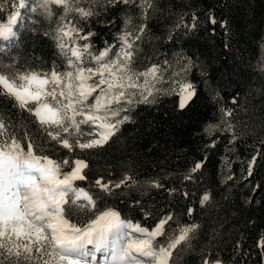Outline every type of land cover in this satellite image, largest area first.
I'll use <instances>...</instances> for the list:
<instances>
[{
  "label": "trees",
  "instance_id": "1",
  "mask_svg": "<svg viewBox=\"0 0 264 264\" xmlns=\"http://www.w3.org/2000/svg\"><path fill=\"white\" fill-rule=\"evenodd\" d=\"M155 3L158 10L148 17L143 39L137 41L134 71H144L153 64L160 66L157 102L133 104L129 113L122 112L134 122L121 125L103 148L75 149V156L87 160L90 170H86V181L74 185L98 197V210L115 209L122 218L147 228L172 216L165 226L169 236L177 234L182 226L199 225L192 234L191 249L178 247L174 252V264H199L202 250H215L226 264H264V249L258 247L264 236V0ZM40 4L30 11L28 6L21 8L16 37L0 39V67L18 66L38 73L67 69L54 38L62 9L49 5L53 12L49 16ZM91 6L99 15L78 22L83 29L81 35L94 33L85 41L92 55L122 37L126 14L133 16L130 28L140 23L138 10L121 5L104 11L99 3ZM16 9L17 0H0V23H5ZM193 14L199 18L195 32L183 27L174 29L181 16L185 23H191ZM209 15L226 21L227 29L219 23L210 24ZM170 33L171 41L167 39ZM189 56L197 58V65L185 75L181 72L182 57ZM204 72L207 77L202 75ZM181 80L193 83L198 90L195 103L184 111L178 109V95L170 91ZM213 90L219 91V102L210 98ZM234 96L238 105L232 104ZM221 107L234 110L233 117L225 118L233 124L232 129L221 124ZM0 115L15 124L21 136L25 130L37 134L34 117L3 97ZM36 142L44 144L46 154L53 159L68 155V150L59 146L53 152L43 138ZM257 153L261 155L249 175V161ZM197 162H202L201 169L192 173L193 179H185ZM126 174L137 183L113 189L112 195L95 186L101 176L105 181L117 182ZM153 180L163 187H152L149 182ZM205 193L210 201L201 204ZM92 214L77 209L72 220L82 226ZM157 239L165 241V237Z\"/></svg>",
  "mask_w": 264,
  "mask_h": 264
},
{
  "label": "snow or ice",
  "instance_id": "2",
  "mask_svg": "<svg viewBox=\"0 0 264 264\" xmlns=\"http://www.w3.org/2000/svg\"><path fill=\"white\" fill-rule=\"evenodd\" d=\"M17 2L20 8L25 7V0ZM82 3L89 6H81ZM97 3L104 11L119 9L121 5L138 10L140 23L130 28L133 16L126 14L120 51L113 58L106 49L93 57L94 66H88L84 57L92 55L91 46L77 41H88L94 33L89 31L81 35L83 29L78 21L99 15L91 6ZM49 5L62 9L54 38L67 62V69L60 72L53 68L48 73H38L21 70L18 66L0 67V97L12 101L13 107L27 111L38 125V135L25 130L21 136L15 124L0 115V264H99L97 253L103 254V264H174V252L178 247L191 249L192 234L199 225L181 227L178 234L169 236L165 231L172 220L169 215L149 230L139 223L122 219L115 209L98 210V197L74 186L77 181H86V170H90L87 160L75 156V149L103 148L119 132L121 125L134 122L128 114L121 116L122 112L129 113L133 104L157 102L155 93L160 89L156 84L162 78L160 66L153 64L137 72L134 61L137 41L143 39L148 28L146 21L159 6L155 0H41L40 7L49 16L53 15ZM19 16L20 13L14 11L7 23H0V39L9 41L16 36L13 25ZM190 19L191 23H185L181 16L174 29L183 27L187 32H195L199 18L193 14ZM208 22L219 23L221 28L227 29V22L218 21L213 15L208 16ZM167 39L173 40V35L170 33ZM182 59L181 72L186 75L197 65V58ZM202 75L207 77L206 72ZM177 83L178 91H170L178 95V109L184 111L195 103L198 90L191 82L181 80ZM210 98L219 102V91L213 90ZM232 104H239L236 96ZM219 112L221 124L232 129L233 124L225 118L233 117L234 110L221 107ZM77 116L81 119L77 120ZM82 126H87L89 131H84ZM93 126L102 129L98 138L82 141L83 136L97 135L90 130ZM210 127L218 129L220 125ZM38 138H43L53 152L59 146L67 149L68 155L53 159L46 154L44 144H37ZM260 155L251 157L249 175ZM201 167L202 162L195 163L184 178L193 179L192 173ZM136 183L134 177L127 174L117 182L105 181L102 176L95 180V186L107 195H112L113 189ZM149 183L152 187H163L155 180ZM208 201L210 195L205 193L201 204ZM77 209L93 213L82 226L72 220ZM159 237H165V241L161 243ZM236 247H240L239 243ZM258 247L264 249V236ZM199 264L226 262L215 250H202Z\"/></svg>",
  "mask_w": 264,
  "mask_h": 264
},
{
  "label": "rangeland",
  "instance_id": "3",
  "mask_svg": "<svg viewBox=\"0 0 264 264\" xmlns=\"http://www.w3.org/2000/svg\"><path fill=\"white\" fill-rule=\"evenodd\" d=\"M38 2H41V0H25V6H28L29 8H27L29 11L30 10H32L33 9V7L35 6V4L36 3H38ZM17 5H18V2H17ZM82 6V5H81ZM18 8H20L19 6H18ZM18 19H19V17H18ZM18 19H17V21H18ZM57 27V26H56ZM15 38V37H14ZM13 39V38H12ZM77 43L78 44H84V43H86L85 41H77ZM69 46H71V44H69ZM121 46H122V40H121V37L118 39V41L114 44V45H110V46H108V47H106L105 49H103L101 52H103V51H105L106 49H108L109 50V55L110 56H112L113 58L115 57V53H117V52H119L120 51V49H121ZM100 52V53H101ZM99 53V54H100ZM99 54H97V55H91V56H89V55H87V54H85V57H84V62H85V64L86 65H88V66H94L95 65V60L93 59V57H95V56H98ZM143 72V71H142ZM90 83H91V81H90ZM175 89H177V91H178V86L175 88ZM99 91V90H98ZM90 101H91V98H90ZM126 106V105H125ZM122 116V115H121ZM81 119V117H79V116H77V120H80ZM82 128L84 129V131H89V129H88V127L87 126H82ZM91 131H93V132H95V133H97V135H94V136H83V137H81V139H82V141H84V142H86V141H88V140H91V139H95V138H98V133L100 132V131H102V129H99L98 127H95V126H93L91 129H90ZM66 170H68V169H65V171ZM82 203H87L86 201H81ZM164 219V218H163ZM188 226V225H187ZM155 226H153V228H154ZM184 227V226H183ZM149 230H151V229H149ZM179 233V230H178V232H177V234ZM135 235H139V234H135ZM100 257V256H99Z\"/></svg>",
  "mask_w": 264,
  "mask_h": 264
}]
</instances>
